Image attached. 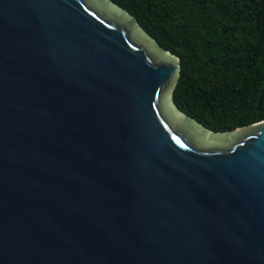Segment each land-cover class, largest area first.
<instances>
[{
  "label": "water",
  "instance_id": "95a60500",
  "mask_svg": "<svg viewBox=\"0 0 264 264\" xmlns=\"http://www.w3.org/2000/svg\"><path fill=\"white\" fill-rule=\"evenodd\" d=\"M111 0H0V264H264V120L212 132Z\"/></svg>",
  "mask_w": 264,
  "mask_h": 264
},
{
  "label": "trees",
  "instance_id": "16d2710c",
  "mask_svg": "<svg viewBox=\"0 0 264 264\" xmlns=\"http://www.w3.org/2000/svg\"><path fill=\"white\" fill-rule=\"evenodd\" d=\"M178 57L172 99L215 132L264 120V0H111Z\"/></svg>",
  "mask_w": 264,
  "mask_h": 264
}]
</instances>
